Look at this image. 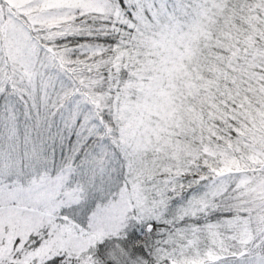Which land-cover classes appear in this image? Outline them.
<instances>
[{
	"label": "snow or ice",
	"instance_id": "obj_1",
	"mask_svg": "<svg viewBox=\"0 0 264 264\" xmlns=\"http://www.w3.org/2000/svg\"><path fill=\"white\" fill-rule=\"evenodd\" d=\"M218 7L209 9V0H0V93L26 97L37 125L72 105L63 134L73 131L83 141L96 135L99 124L119 149L117 159L123 154L128 161L127 174L120 173L123 186L105 178L103 160L74 184L70 166L54 172L45 167L27 183L13 184L5 179L16 174L14 165L0 166V264H156L157 251L168 254L162 264H180L193 248L200 264H264V242L254 249L244 245L246 252L238 243L252 217L241 211L229 181L208 183L212 177L198 180L197 174L185 198L183 180L144 176L135 150L131 156L127 151L132 145L125 129L110 126L117 113L134 111L133 102L138 106L152 87L154 56L174 46L194 14H214ZM232 8L228 2L222 9L225 21ZM236 9L242 17L249 11ZM262 10L264 0L254 11L259 16ZM76 38L84 42L72 43ZM235 47L248 58L238 42ZM212 52L228 56L222 48ZM50 68L70 85L57 86L45 71ZM76 97L95 109L79 125ZM235 107L225 100L223 123L217 120L209 133L217 144L235 136L229 118ZM37 220L46 226L25 227Z\"/></svg>",
	"mask_w": 264,
	"mask_h": 264
},
{
	"label": "clouds",
	"instance_id": "obj_2",
	"mask_svg": "<svg viewBox=\"0 0 264 264\" xmlns=\"http://www.w3.org/2000/svg\"><path fill=\"white\" fill-rule=\"evenodd\" d=\"M228 2L233 8L227 12L225 21L222 9ZM216 5L221 7L214 14H194L174 38V46L162 56H154L150 65L152 87L141 94L138 106L133 102L134 111L117 113L110 126L119 124L125 129L132 145L127 151L131 156L135 150L136 161L146 177L183 180L185 192L196 185L193 178L197 174L198 180L212 177L208 183L229 181L235 201L243 206L241 211L252 217L250 226L242 227L239 233L238 243L242 241L241 247L246 252L248 248L244 245L254 249L264 242V36L261 35L264 10L259 16L254 11L260 0H209V9ZM236 5L249 11L242 17ZM237 42L246 49L247 59L236 49ZM213 47L222 48L228 56L220 58L219 53L212 52ZM229 98L236 104L235 109L229 110L235 136L229 134L222 144H217L209 133L218 127L217 120L223 123L221 114ZM78 99L85 115L95 111L85 98ZM94 137L102 153L101 160L105 157L111 160L113 148L119 151L103 126L97 124ZM51 159L52 152L37 153L26 145L13 164L16 174L6 178L5 183H27L36 170L43 173L45 167L50 168ZM96 161L97 157L91 153L82 158L89 170L94 169ZM104 162L107 165L108 161ZM79 164L57 161L58 168L70 166L74 172ZM117 164L118 168L109 169L110 174L119 169L127 174L128 161L123 154ZM175 195L179 196V191ZM44 226L46 220L25 225L31 231ZM183 251L186 253L187 248ZM193 253L181 255L180 264H200L202 258L195 248ZM167 255L157 251L153 259L162 264Z\"/></svg>",
	"mask_w": 264,
	"mask_h": 264
},
{
	"label": "trees",
	"instance_id": "obj_3",
	"mask_svg": "<svg viewBox=\"0 0 264 264\" xmlns=\"http://www.w3.org/2000/svg\"><path fill=\"white\" fill-rule=\"evenodd\" d=\"M84 42L83 38H76L72 43H81ZM101 43H106V41H99ZM24 104L21 101L18 95H7L0 93V148H6L11 145H31V147H41V151L47 155L48 152H52L51 162H54V166L49 168V172H52L54 167L57 166V161L71 160L73 164L80 162L79 166L82 168L85 166L82 162V158L88 157L89 153L97 157V160H101L100 156V147L98 143L95 142V137L88 138L85 140L79 147L76 148L77 143L75 144V133L73 131L63 134V129L66 126L67 118H62L61 112L51 115L47 123L33 124V121H30L23 116ZM75 125L79 124V118L76 117L74 121ZM15 132L14 134H12ZM18 132L17 136H15ZM35 132H38L42 135H32ZM58 133H61L59 136ZM91 146V147H90ZM48 147V148H44ZM112 158L108 160L107 157L103 161L107 160V163L117 164V151L112 149ZM105 163V162H104ZM118 165V164H117ZM123 179L120 175L119 180ZM83 180V178H82ZM117 180V179H113ZM123 182V181H122ZM119 181L118 183H122ZM72 183L76 181L72 180ZM192 194V190H189L184 194L185 198ZM179 203V200L173 202V206H176ZM132 233L137 237L141 235V232L138 228H133Z\"/></svg>",
	"mask_w": 264,
	"mask_h": 264
},
{
	"label": "rangeland",
	"instance_id": "obj_4",
	"mask_svg": "<svg viewBox=\"0 0 264 264\" xmlns=\"http://www.w3.org/2000/svg\"><path fill=\"white\" fill-rule=\"evenodd\" d=\"M45 71L47 72V74L52 75V76L55 77V79L57 81V86H59L61 83H63L64 85H70V82L67 81V79L65 77H63L62 74L57 73L55 69H51L50 68V69H46ZM19 97H20L21 101L23 102V104L25 106V108H24L25 114H23V116L26 117L29 120V122L33 121V124H37L36 119H35V115L33 113H30L28 107L26 106V97H21V96H19ZM75 99H78V97H76ZM72 109H73V106L69 105L66 110L61 112V116L60 117L67 118L68 115L70 114V112L72 111ZM54 114H56V113H54ZM84 114H85V110H82L80 108V114L77 116L79 118V124L84 119ZM14 133L15 132H13L12 134H14ZM17 134H18V132H16L15 136H17ZM32 135L38 136V135H42V134H40L38 132H35ZM42 136L45 137V135H42ZM91 137L92 136H89L86 139H84L83 141H81L76 136L75 137V140H76L75 144L77 143L76 148L79 147L85 140H87L88 138H91ZM25 146L26 145L23 144V145H11V146H8L6 148H0V166H3L5 163H7L9 165H13L17 161L18 157L23 154ZM44 148L46 149L48 147H44ZM32 149L35 152H40L41 151V147L40 146L32 147ZM50 163H51L52 166H54V162L50 161ZM113 167H117L118 168V165L114 164V163H107V165H105V163H104V168H105V173H106L105 178H107V175H110L112 180L113 179H117V180H113L114 183H118L119 181L122 182L123 179L119 180V176H120V173H121L122 169H119L117 172L110 174L109 169H112ZM56 168H57V166L54 167L52 172L56 171ZM48 171H49V168H48ZM92 171L93 170H89L85 166L83 168L81 166H79L78 169L74 172L73 181H76V182L82 181V178L84 179L87 176L91 175Z\"/></svg>",
	"mask_w": 264,
	"mask_h": 264
}]
</instances>
